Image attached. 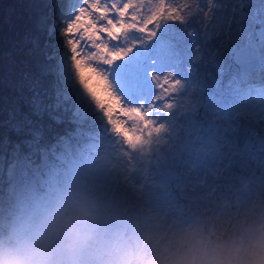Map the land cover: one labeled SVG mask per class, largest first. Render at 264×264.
Wrapping results in <instances>:
<instances>
[{
    "label": "rangeland",
    "instance_id": "374dc122",
    "mask_svg": "<svg viewBox=\"0 0 264 264\" xmlns=\"http://www.w3.org/2000/svg\"><path fill=\"white\" fill-rule=\"evenodd\" d=\"M57 1L65 12L68 0H39L33 36L28 39L33 58L18 72L6 63V70L0 75L3 87L0 89L3 134L0 137V199L9 185L1 177L2 173L7 175V181L15 178L16 188L22 181L21 176H27L33 183L42 174L44 182L58 174L55 160L44 157L41 163L37 159L28 162L31 171L10 175L14 156L19 154L29 159L38 153L44 154L45 144L52 136L69 130L68 121L75 124L70 118L76 115V106L59 103L54 110L56 98L61 95L56 94L57 80H53L47 68L53 56L47 48L54 24L50 13L56 10ZM145 16L142 22L134 23L130 19L122 24L123 33L119 38L125 46L118 60L125 59L138 44L144 45L155 36V31L148 29L151 18ZM133 29L143 33L142 39H129ZM56 34L63 38L64 30ZM185 87V81L171 68L157 66L148 72L144 95L152 102L144 103L140 121L152 127L154 135L151 148L148 147L145 156H139L144 180L130 183L121 191L115 185L117 175L104 177V172L95 182L90 180L88 183L93 189L89 194L86 192L85 211L93 223L81 217L71 225L75 229H96L95 236L81 238L76 243L66 240L71 249L67 248L51 263L42 264H209L211 256L220 249H230L238 260L251 264L250 253L264 245V151L260 150L258 141L247 150L230 143L222 130L226 123L224 113L208 106L194 88L181 96ZM5 88L9 93H3ZM126 106L129 110L136 109ZM93 111V116L86 111L78 114L80 123L73 127V139L66 141L70 146L82 143L90 131L100 134V129L111 123L103 105L96 104ZM205 118L210 122L207 132L203 129ZM247 118L256 119L251 113ZM66 150H70L69 145ZM51 153L55 155L53 150ZM171 174L176 177H170ZM19 203L24 204L21 200ZM148 203L154 208L150 214L153 225L144 218L143 208ZM130 218L136 227L126 239L123 234ZM14 228L12 221L11 229ZM99 249L101 256L96 260Z\"/></svg>",
    "mask_w": 264,
    "mask_h": 264
},
{
    "label": "bare ground",
    "instance_id": "6f19581e",
    "mask_svg": "<svg viewBox=\"0 0 264 264\" xmlns=\"http://www.w3.org/2000/svg\"><path fill=\"white\" fill-rule=\"evenodd\" d=\"M127 2L132 6L134 16L139 17L142 15L140 8L150 0ZM97 4L98 0H68L66 11L62 12V6L57 1L56 10L50 13L54 24L48 36L47 48L53 52V56L47 68L50 69L48 74L57 80L56 94L61 95L58 100L56 98L54 110L59 103L76 106V115L70 118L75 124L65 119L69 122V130H61L52 136L45 144L44 154L38 153L29 159L19 154L14 156L11 176L19 175L22 170L31 171L28 162L33 159L41 163L42 158L51 157L57 165L54 168L59 169V173L51 176V179L44 182L42 179L45 175L42 174L32 183L27 176L20 175L22 181L16 188L14 177L7 181V175L1 174L9 185L2 191L0 199V252L20 241L37 240L50 252L42 262L51 263L67 251L65 246L62 247L66 240L72 239L76 243L81 238L96 234V229H75L71 225L81 217L85 221L89 218V222L93 223L92 217L85 211V204L88 205L86 197L93 189L88 183L90 180L95 182L104 172V177L117 175L115 185L120 186V191L130 183L138 184L144 180L142 164L138 163L139 156H145L148 147L151 148L154 132L152 127L141 123L140 111L144 103H150L152 99L146 97L145 93L144 99L129 103L123 100L117 85L110 78L111 74L104 66L110 69L118 60L125 46L119 38L123 29L120 19L117 20L120 25L117 29L111 24L97 28L93 22L99 15ZM62 29L63 38L56 34ZM117 40L120 41L119 45L113 43ZM123 102L136 109L129 110ZM96 104L103 105L108 111L111 123L100 129V134L90 131L82 143L70 146L66 141L73 139V127L80 123L78 114L84 111L89 116L97 114V111H93ZM147 114H150L149 111ZM67 145L70 150H66ZM20 200L24 202L23 205H20ZM87 209L90 210V207L86 206ZM143 209L146 210L144 218L153 225L154 218L150 214L154 208L148 203ZM12 221L15 226L13 230ZM125 249L123 246L124 253L127 251Z\"/></svg>",
    "mask_w": 264,
    "mask_h": 264
},
{
    "label": "snow or ice",
    "instance_id": "6c2138e0",
    "mask_svg": "<svg viewBox=\"0 0 264 264\" xmlns=\"http://www.w3.org/2000/svg\"><path fill=\"white\" fill-rule=\"evenodd\" d=\"M97 11V28L151 18L155 36L110 69L104 66L127 102L144 99L150 70L171 68L185 81L181 96L194 88L224 113L230 143L255 147L258 141L264 151V0H150L139 17L127 0H98ZM128 36L140 40L143 33L133 29Z\"/></svg>",
    "mask_w": 264,
    "mask_h": 264
},
{
    "label": "trees",
    "instance_id": "16d2710c",
    "mask_svg": "<svg viewBox=\"0 0 264 264\" xmlns=\"http://www.w3.org/2000/svg\"><path fill=\"white\" fill-rule=\"evenodd\" d=\"M40 5L39 0H0V75L6 70V63L18 72L33 58L28 39L33 36V20ZM2 91L9 93L6 88Z\"/></svg>",
    "mask_w": 264,
    "mask_h": 264
},
{
    "label": "clouds",
    "instance_id": "9594fccd",
    "mask_svg": "<svg viewBox=\"0 0 264 264\" xmlns=\"http://www.w3.org/2000/svg\"><path fill=\"white\" fill-rule=\"evenodd\" d=\"M71 249V245L65 244ZM48 249L37 240H24L8 246L6 251L0 252V264H42L48 255ZM253 257L251 264H264V245L257 251L250 253ZM209 264H246L238 260L230 249H220L211 256Z\"/></svg>",
    "mask_w": 264,
    "mask_h": 264
},
{
    "label": "water",
    "instance_id": "95a60500",
    "mask_svg": "<svg viewBox=\"0 0 264 264\" xmlns=\"http://www.w3.org/2000/svg\"><path fill=\"white\" fill-rule=\"evenodd\" d=\"M210 128V122L207 118L204 119V122H203V129L204 131H208ZM237 145V144H236ZM186 145H182V149H184ZM237 147L241 150H247V149H251L252 147L251 146H246V145H243V144H239L237 145ZM170 177L172 178H175L176 177V174H171ZM135 228V224H134V221L132 218H130L129 222L125 225V232L123 234V237L128 239L130 238L133 230ZM101 256V249H99L96 253H95V259L98 260Z\"/></svg>",
    "mask_w": 264,
    "mask_h": 264
}]
</instances>
